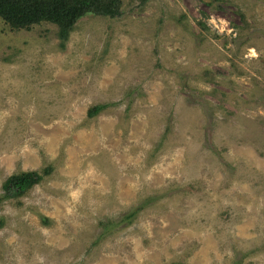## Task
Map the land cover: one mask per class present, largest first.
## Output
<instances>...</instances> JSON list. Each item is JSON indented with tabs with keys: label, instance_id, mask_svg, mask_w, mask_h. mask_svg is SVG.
Returning a JSON list of instances; mask_svg holds the SVG:
<instances>
[{
	"label": "rangeland",
	"instance_id": "1",
	"mask_svg": "<svg viewBox=\"0 0 264 264\" xmlns=\"http://www.w3.org/2000/svg\"><path fill=\"white\" fill-rule=\"evenodd\" d=\"M122 1L0 19V264H264V0Z\"/></svg>",
	"mask_w": 264,
	"mask_h": 264
},
{
	"label": "trees",
	"instance_id": "2",
	"mask_svg": "<svg viewBox=\"0 0 264 264\" xmlns=\"http://www.w3.org/2000/svg\"><path fill=\"white\" fill-rule=\"evenodd\" d=\"M144 4L148 0H133ZM122 0H0V19L11 29H29L43 22L57 26L59 46L64 48L76 22L87 14L117 17L121 14ZM201 27H205L199 22ZM106 104L89 108L87 115L93 117ZM49 167L38 170L20 171L8 176L2 182L4 198L22 196L28 189L39 183ZM45 223L48 220H44Z\"/></svg>",
	"mask_w": 264,
	"mask_h": 264
}]
</instances>
